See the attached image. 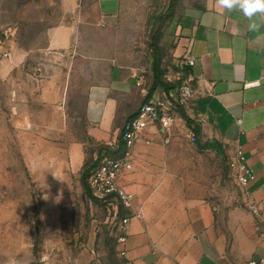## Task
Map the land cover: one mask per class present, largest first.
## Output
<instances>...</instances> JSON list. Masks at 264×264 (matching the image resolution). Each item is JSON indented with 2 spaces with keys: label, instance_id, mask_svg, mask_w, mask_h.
Wrapping results in <instances>:
<instances>
[{
  "label": "crops",
  "instance_id": "0c3cea01",
  "mask_svg": "<svg viewBox=\"0 0 264 264\" xmlns=\"http://www.w3.org/2000/svg\"><path fill=\"white\" fill-rule=\"evenodd\" d=\"M153 4L147 66L137 59L126 63L121 56H110L104 62L105 78L85 89L87 140L65 138L70 80L62 86L43 80L41 103L54 117L41 121L48 130L30 142L38 147L32 168L51 183L58 201L72 207L86 192L83 172L96 162L100 150L88 159L91 143L123 155L124 146L114 150L109 145L119 142L125 122L143 103L167 101L178 120L185 121L183 113L189 118L186 124L203 147L218 151L219 146L229 159L241 148L256 179L242 202L225 209L207 199H192L181 184L190 159L181 152L175 130L166 142L167 135L150 125L126 155L119 178L135 195L134 205L143 210L142 218H131L120 231L126 238L118 244L120 253L126 251L125 263L244 264L264 257V14L248 18L239 10L220 9L216 0H153ZM63 6L68 19L50 30L52 51L73 49L74 57L81 46V29L111 30L121 23L122 0H63ZM188 57L194 65L178 64ZM155 63L161 83L150 95ZM177 71L195 89L186 106L175 107ZM126 214L121 207L119 221Z\"/></svg>",
  "mask_w": 264,
  "mask_h": 264
},
{
  "label": "rangeland",
  "instance_id": "374dc122",
  "mask_svg": "<svg viewBox=\"0 0 264 264\" xmlns=\"http://www.w3.org/2000/svg\"><path fill=\"white\" fill-rule=\"evenodd\" d=\"M153 10V0H122L120 25L81 29V46L73 57V49L49 48L50 30L68 19L63 0H0V264L10 258L17 264H126L118 248L119 212L87 192L80 203L64 206L51 183L32 168L38 147L30 142L48 130L41 121L54 117L40 99L45 79L59 86L70 80L65 138L87 140L86 87L105 78L110 56L147 66ZM189 129L184 120L172 127L190 159L184 191L219 209L242 202L247 187L233 175L226 152L191 142ZM95 149L102 145L91 143L88 159Z\"/></svg>",
  "mask_w": 264,
  "mask_h": 264
},
{
  "label": "built area",
  "instance_id": "2783aa9c",
  "mask_svg": "<svg viewBox=\"0 0 264 264\" xmlns=\"http://www.w3.org/2000/svg\"><path fill=\"white\" fill-rule=\"evenodd\" d=\"M4 55L7 56L8 53L5 52ZM194 63V59L188 57L183 63L178 64L182 66L194 65ZM175 78L179 81L175 107L186 106L193 100L195 89L191 81L184 77L181 71L176 72ZM177 120L178 114L167 101L150 100L143 103L137 113L125 122L121 130L119 142L115 145L112 143L109 145L114 150H118L120 143H123L125 153L123 155H116L103 151L97 165L90 172L87 181L93 196L112 205L117 212H119L121 207L127 211V214L120 220L121 230L126 228L131 218L143 217L142 207L134 205L135 195L126 190L119 182L126 155L136 145L145 129L150 125H157L167 135L166 142H168L171 129ZM188 137L193 143L198 141L196 132L191 128L189 129ZM229 165L240 185L248 187L256 179V175L250 171L246 163L241 148H237L235 155L230 158ZM250 208L254 213L259 214L260 210L254 203H251ZM118 239L120 243H124L126 240L124 235H120ZM121 254L124 256L126 251L124 249L121 250ZM126 264H131V262L128 261ZM244 264H264V257L252 258Z\"/></svg>",
  "mask_w": 264,
  "mask_h": 264
},
{
  "label": "clouds",
  "instance_id": "9594fccd",
  "mask_svg": "<svg viewBox=\"0 0 264 264\" xmlns=\"http://www.w3.org/2000/svg\"><path fill=\"white\" fill-rule=\"evenodd\" d=\"M216 4L220 9L239 10L248 18L257 13L264 14V0H216ZM7 264H17V261L10 258Z\"/></svg>",
  "mask_w": 264,
  "mask_h": 264
},
{
  "label": "trees",
  "instance_id": "16d2710c",
  "mask_svg": "<svg viewBox=\"0 0 264 264\" xmlns=\"http://www.w3.org/2000/svg\"><path fill=\"white\" fill-rule=\"evenodd\" d=\"M158 68H159V67H158L157 63H155V64H154V74H155V79H154V83H153V85H152V87H151V89H150V91H149V94H150V95L154 92L155 87H156L158 84L161 83V82L159 81V78H160L159 76H160L161 74L159 75V72L157 71ZM183 116H184L185 121H186L187 123H189V122H190L189 118H188L184 113H183ZM123 146H124V144H123V143H120L119 149H121ZM218 148H220V147L218 146ZM119 149H118V150H119ZM122 149H123V148H122ZM102 150L106 151L107 153L113 154L112 150H110V149L107 148V147H103V148L99 151V153H98V157H97V159H96V162H95L94 164H92V165L86 167L85 170H84V172H83V176H82V180H83V184H84V187H85V189H86V192H87L88 196H89V197H92V198H94V196H93V194H92V192H91V189H90V187H89V184H88L87 179H88V177H89L90 172L92 171V169L97 165L98 160H99V158H100V156H101V154H102V152H103Z\"/></svg>",
  "mask_w": 264,
  "mask_h": 264
}]
</instances>
